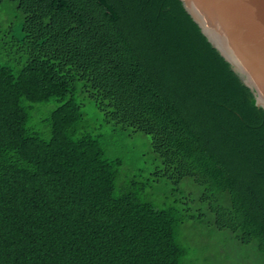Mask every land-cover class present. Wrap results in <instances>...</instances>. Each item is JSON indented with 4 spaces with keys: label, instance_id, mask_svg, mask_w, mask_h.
Returning <instances> with one entry per match:
<instances>
[{
    "label": "trees",
    "instance_id": "obj_1",
    "mask_svg": "<svg viewBox=\"0 0 264 264\" xmlns=\"http://www.w3.org/2000/svg\"><path fill=\"white\" fill-rule=\"evenodd\" d=\"M0 2L21 20L16 33L0 17V264H180L175 226L189 221L264 264V223L134 55L109 0ZM48 102L37 131L30 113ZM137 134L154 169L121 181L122 142ZM157 185L170 205L142 198Z\"/></svg>",
    "mask_w": 264,
    "mask_h": 264
},
{
    "label": "water",
    "instance_id": "obj_2",
    "mask_svg": "<svg viewBox=\"0 0 264 264\" xmlns=\"http://www.w3.org/2000/svg\"><path fill=\"white\" fill-rule=\"evenodd\" d=\"M109 2L134 55L264 223V0Z\"/></svg>",
    "mask_w": 264,
    "mask_h": 264
},
{
    "label": "rangeland",
    "instance_id": "obj_3",
    "mask_svg": "<svg viewBox=\"0 0 264 264\" xmlns=\"http://www.w3.org/2000/svg\"><path fill=\"white\" fill-rule=\"evenodd\" d=\"M0 17L10 20L15 32L19 31L21 20L18 15L11 10V5L0 2ZM54 102L37 105L36 109L30 113L31 121L29 125L37 131L45 130L42 119L46 117L54 108ZM85 117L88 120L96 119L98 116L94 106L90 102H85L83 106ZM45 135V134H43ZM125 143L122 157H124L127 170L121 173V181L126 179V173L139 174L140 178L151 176L154 169L151 163L150 138L143 134H137L133 139L124 140ZM112 154H117L113 152ZM188 191V189H185ZM181 193H179L180 195ZM187 195V194H186ZM142 198L152 202L155 206L170 205L174 194L167 187L152 189L147 188ZM179 207H182L180 204ZM175 238L183 247V256L180 264H257V251H253L250 245H243L233 239L227 232L219 231L215 226L208 224L195 225L192 222L177 223L175 226ZM256 250V249H255Z\"/></svg>",
    "mask_w": 264,
    "mask_h": 264
}]
</instances>
